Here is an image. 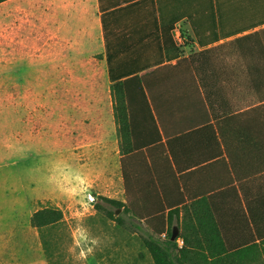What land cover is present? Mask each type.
Returning a JSON list of instances; mask_svg holds the SVG:
<instances>
[{
  "label": "crops",
  "instance_id": "0c3cea01",
  "mask_svg": "<svg viewBox=\"0 0 264 264\" xmlns=\"http://www.w3.org/2000/svg\"><path fill=\"white\" fill-rule=\"evenodd\" d=\"M189 1L7 0L0 4L5 65L36 66L40 81L56 83L59 96L69 97L67 149L59 135L55 154L68 158V198L75 206L100 197L125 203V175L137 209L227 210L229 216L259 210L264 228V157L247 153L236 131L249 126L202 116L194 125L183 106V75L162 72L188 57L185 30L212 34L189 26ZM221 41L195 39L193 48ZM221 62L229 69L209 77L207 92L221 89L236 117L254 104L231 60ZM115 83L125 97L123 124L116 120ZM151 97L162 103L153 105ZM206 110L217 112L218 104Z\"/></svg>",
  "mask_w": 264,
  "mask_h": 264
},
{
  "label": "rangeland",
  "instance_id": "374dc122",
  "mask_svg": "<svg viewBox=\"0 0 264 264\" xmlns=\"http://www.w3.org/2000/svg\"><path fill=\"white\" fill-rule=\"evenodd\" d=\"M188 14L189 26L212 33L185 30L188 52L195 39L221 38L220 59L231 60L251 103L264 97V86H252L262 84L261 71L252 68L262 61L240 53L233 43L264 28V0H190ZM37 72L36 66L5 65L0 35V264H153L139 236L111 222L104 211L96 212V202H70L68 158L55 154L61 137L67 149L69 97L59 96L56 83L40 81ZM43 208L60 209L65 219L64 226L46 232V253L30 224Z\"/></svg>",
  "mask_w": 264,
  "mask_h": 264
},
{
  "label": "trees",
  "instance_id": "16d2710c",
  "mask_svg": "<svg viewBox=\"0 0 264 264\" xmlns=\"http://www.w3.org/2000/svg\"><path fill=\"white\" fill-rule=\"evenodd\" d=\"M5 1L7 0H0V4ZM233 43L240 53L247 52L253 58L257 57L263 61V65L252 67L258 75L260 71L262 74V78L258 79L262 84L260 81L252 83V86L259 90L264 86V28L239 37ZM219 50L220 47H215L195 52L191 45L187 58L182 59L175 67H166L162 72L171 70L173 74L183 75L181 84L187 86L186 103L183 106H187L194 125L199 116L205 119L213 118L220 125L233 121L237 126L246 123L249 126L246 130L240 128L236 130L238 141L244 143L245 139L247 153L251 152L252 157H264V97L251 109L238 113L235 117L232 111L228 110L226 94L221 89L214 91L210 89L213 92H210L211 94L207 92L212 84V79L210 80L209 77L225 74L229 69L228 65L221 62ZM119 84L121 85L115 83L112 90L116 100V120L123 124V112L126 106L125 97L119 94ZM213 84L216 86L218 82ZM200 89L205 95H202ZM175 98L173 96V100ZM151 100L153 105L162 103L153 97ZM213 104H218L219 111H204V106L209 105L212 108ZM121 130L123 129L118 130L119 133ZM220 130L223 138L224 130L223 128ZM124 179L126 202L100 197L95 204V210L104 211L106 217L121 229L128 228L133 234L136 233L141 240L142 248L150 255L153 264H264V228L260 224L259 210H248L249 215L231 212L229 216L227 210L137 209L125 175ZM117 210L121 212L116 214ZM181 212L180 223L178 218ZM173 217H176V224ZM231 221L233 222L230 223ZM30 224L37 230L46 253L49 251L46 232L64 226L65 219L60 209L43 208L32 215ZM174 229L178 230V236L172 241ZM163 235L165 237H162ZM178 239L183 240L182 247L178 246Z\"/></svg>",
  "mask_w": 264,
  "mask_h": 264
},
{
  "label": "water",
  "instance_id": "95a60500",
  "mask_svg": "<svg viewBox=\"0 0 264 264\" xmlns=\"http://www.w3.org/2000/svg\"><path fill=\"white\" fill-rule=\"evenodd\" d=\"M177 236H178V231H177V229H174L173 233H172V236H171V240L175 241Z\"/></svg>",
  "mask_w": 264,
  "mask_h": 264
},
{
  "label": "built area",
  "instance_id": "2783aa9c",
  "mask_svg": "<svg viewBox=\"0 0 264 264\" xmlns=\"http://www.w3.org/2000/svg\"><path fill=\"white\" fill-rule=\"evenodd\" d=\"M177 244L181 247L183 245L182 240H177Z\"/></svg>",
  "mask_w": 264,
  "mask_h": 264
}]
</instances>
